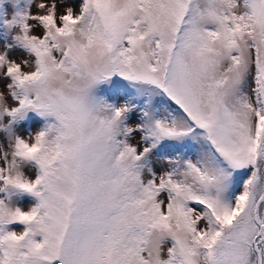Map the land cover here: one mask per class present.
Returning a JSON list of instances; mask_svg holds the SVG:
<instances>
[{
    "label": "snow or ice",
    "instance_id": "1",
    "mask_svg": "<svg viewBox=\"0 0 264 264\" xmlns=\"http://www.w3.org/2000/svg\"><path fill=\"white\" fill-rule=\"evenodd\" d=\"M57 5L0 54V264H264V0Z\"/></svg>",
    "mask_w": 264,
    "mask_h": 264
},
{
    "label": "rangeland",
    "instance_id": "2",
    "mask_svg": "<svg viewBox=\"0 0 264 264\" xmlns=\"http://www.w3.org/2000/svg\"><path fill=\"white\" fill-rule=\"evenodd\" d=\"M18 3L20 4L19 7ZM69 3L70 0H65L64 3H60L58 0V11H62ZM28 7V0H0V54H5L8 59L15 60L18 63L27 60L28 55L23 49L16 45L13 37L17 29L11 26V21L17 16L15 11L17 8H19L20 12H23V10L25 9L26 11ZM31 12H36L34 3L31 4ZM8 83L9 81L7 79L0 77V90H4V86ZM8 99L9 103H11V98L9 97ZM42 123L43 121L38 116L29 113L28 117L23 122L14 126L15 133L22 137H27L29 132H35ZM0 142H3V146H0V166H2L4 161L10 158V148L7 143L4 142L3 133H0ZM157 170L159 171V168ZM24 171L29 177H33L35 174L34 169L30 171L27 167L24 168ZM0 196H4V193H0ZM34 202L35 201L27 195H14L11 199L13 205L21 207L22 209H27L34 205ZM11 228L19 230L21 226L12 225Z\"/></svg>",
    "mask_w": 264,
    "mask_h": 264
},
{
    "label": "trees",
    "instance_id": "3",
    "mask_svg": "<svg viewBox=\"0 0 264 264\" xmlns=\"http://www.w3.org/2000/svg\"><path fill=\"white\" fill-rule=\"evenodd\" d=\"M29 1V0H28ZM25 3H27V2H25ZM20 6V4L18 3V7ZM16 14H19V13H21L20 11H19V8H17L16 10ZM25 11V9L23 10V12ZM35 203V202H34Z\"/></svg>",
    "mask_w": 264,
    "mask_h": 264
}]
</instances>
